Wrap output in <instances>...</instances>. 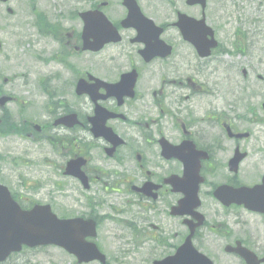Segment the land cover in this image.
<instances>
[{
	"label": "flooded vegetation",
	"instance_id": "1",
	"mask_svg": "<svg viewBox=\"0 0 264 264\" xmlns=\"http://www.w3.org/2000/svg\"><path fill=\"white\" fill-rule=\"evenodd\" d=\"M167 6L166 15L150 6L144 17L156 28L145 25L141 34L122 28L124 9V16H105L119 41L98 52L83 51L88 36L79 13L55 22L43 16L58 36L46 64L53 66L34 83L16 79L25 101L15 119L0 108V127L18 128L14 136L27 142L21 155L42 161L49 195H62L79 218L93 221L96 242L126 239L161 260L192 234L194 249L212 264H264V47L256 52L257 73L251 79L246 66L238 91L225 76H194L200 73L194 61L205 59L183 37L194 36V28L177 27L180 15L211 26L218 41L211 59L226 53L220 40L226 24L211 23L208 5L202 11L170 0ZM35 21L38 36L46 37ZM147 45L155 52L149 61L142 55ZM254 55L250 46L243 52L246 61ZM256 187L258 194H247Z\"/></svg>",
	"mask_w": 264,
	"mask_h": 264
},
{
	"label": "rangeland",
	"instance_id": "2",
	"mask_svg": "<svg viewBox=\"0 0 264 264\" xmlns=\"http://www.w3.org/2000/svg\"><path fill=\"white\" fill-rule=\"evenodd\" d=\"M105 1H108V6L104 8L106 16H123V8L119 0H102V2ZM93 2L94 0H8L5 5L0 4V42L2 44L0 49V89L3 93L15 98V102L7 107V112L14 114L13 119L18 116L16 112L21 111L20 103L25 101V96L20 97L19 94L23 90L21 83L13 84L11 77L20 76L25 72L24 75L32 78L34 83L35 77L46 74L53 66V64H46L52 60L50 55L52 53L55 55L57 51V45L53 41L54 38L58 39V36L55 30L45 26L43 19L40 20V16H46L49 19L53 16L55 22V16H73L75 12L87 10ZM138 3L145 14H149L152 11L150 6H153L157 13L166 15L168 14L167 4L170 3V0H156L155 2L138 0ZM7 8L12 10V14H7ZM208 8L209 12L214 15L211 18V23L216 27H221L225 20L222 18L228 16L229 25L220 33L221 43L225 50L234 53L235 47L242 49L245 46H254L255 55L246 61L243 55L237 52L229 57L224 54L218 58V64L214 60L194 61V66L200 71V73L194 72V76H225L230 87L234 91H238V87L242 83L241 70L243 68L248 66L252 70L251 79L257 73L256 52L263 50L264 47V0H209ZM36 19H39L38 22L42 24L41 27L46 37L38 36L34 27ZM44 52L47 56H44ZM38 56L46 63H36ZM10 66H14V68L10 69ZM216 70L217 73H215ZM2 78L10 79L8 84H3ZM33 83L29 89H33ZM28 103L31 104L32 101H28ZM18 120L14 122L18 124ZM12 129L14 132L10 133V136L8 134L7 137L0 136V185L9 191L20 207L31 208L34 204H48L52 213L57 217L77 216L78 209L69 207L62 195L57 193L49 195L52 186L49 183L48 168L43 166L42 161L30 163L26 153L21 155L20 145L27 142L14 136L19 133L18 128ZM32 150L34 151V146H32ZM42 156L44 154H38V157ZM44 179H47L46 183ZM36 182L42 184L37 187ZM109 227L114 228L111 225ZM98 245L107 258V264H151L152 262L150 256L143 252L142 247L134 250L130 248L126 239H102ZM1 264L77 263L73 256L59 248L42 247L32 250L25 249L17 255L10 256Z\"/></svg>",
	"mask_w": 264,
	"mask_h": 264
},
{
	"label": "water",
	"instance_id": "3",
	"mask_svg": "<svg viewBox=\"0 0 264 264\" xmlns=\"http://www.w3.org/2000/svg\"><path fill=\"white\" fill-rule=\"evenodd\" d=\"M5 2L6 0H0ZM124 7L128 10V19L137 20L140 12L133 0H123ZM191 4H201L204 0H189ZM83 19L88 24L94 22L90 17L101 16L97 13L82 14ZM101 29L108 31L109 25L103 18H97ZM100 29V28H99ZM198 51L203 49V45L194 41ZM5 100H1L0 103ZM0 195L5 202L0 205V262L11 252H18L22 245L28 247L54 245L63 248L69 254L74 255L78 263H88L99 261L104 264V257L98 252L93 244L84 242L86 228L93 229L92 225L87 226L81 220L60 221L53 216L47 207H36L30 212H21L12 203L8 192L0 187ZM154 264H210L202 255L198 254L191 246L188 238L177 254Z\"/></svg>",
	"mask_w": 264,
	"mask_h": 264
},
{
	"label": "bare ground",
	"instance_id": "4",
	"mask_svg": "<svg viewBox=\"0 0 264 264\" xmlns=\"http://www.w3.org/2000/svg\"><path fill=\"white\" fill-rule=\"evenodd\" d=\"M13 68H14V66H10V69H13ZM23 74H26V73L24 72Z\"/></svg>",
	"mask_w": 264,
	"mask_h": 264
}]
</instances>
